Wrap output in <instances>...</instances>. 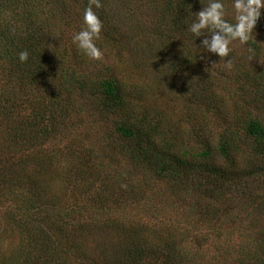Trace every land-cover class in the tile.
Here are the masks:
<instances>
[{
  "label": "trees",
  "instance_id": "trees-1",
  "mask_svg": "<svg viewBox=\"0 0 264 264\" xmlns=\"http://www.w3.org/2000/svg\"><path fill=\"white\" fill-rule=\"evenodd\" d=\"M72 1L80 3L83 11L89 3V0H0V81H12L11 92L0 93V200L9 203L17 200L8 209L0 211V264H264V207H257L262 214L260 218L251 220L258 222L255 229L239 232L237 238L240 237L241 242L229 245L234 240L230 235L226 236V245L217 250L221 254L204 257L208 251L207 239L202 242L198 236H193L196 243L190 241L191 235L195 234L187 228L174 231L161 220L165 229H155L144 219L131 216L130 212L110 215L108 204L104 203L99 206L104 219L84 221L82 219L89 218L90 214L81 206L69 209L59 200L61 194V197H56L49 191L46 195L54 184H60L63 194L68 187L64 182L52 179L57 177L54 168L46 155L38 154L37 148L48 135L58 133L66 138L65 126L73 124L72 119L78 120L77 112L72 110L76 103L74 91L80 89L94 92L89 100L93 109L102 116L122 111L121 116L112 121L113 128L109 129L119 143L109 141L108 146L128 162L124 170L128 172L129 167L134 170L139 167L141 171L153 174L156 182L166 181L177 194L179 192L191 199V204L200 214L211 211L210 206L198 203L202 200L219 202L224 206L222 210L227 211L233 208L225 204L231 196H239L243 207L245 202H254L255 188L264 192L263 115L248 111L237 125L235 122L227 127H218L216 136L213 135L217 128L206 136V128L202 124L189 140H184L180 133L178 138H167L157 124L148 120L145 107L135 109L130 105L132 94L144 95L145 92L130 90L125 80L110 73L100 76L87 71L80 77L75 75L71 65L74 63L71 57L75 53L66 47L65 52H60L62 40H58L61 38H57L50 21L40 17L49 4L62 16L71 15ZM139 1L101 0L100 9L95 10L93 6L102 21L104 38L105 34L108 36L112 32L110 41L121 42L113 37L121 29L119 13L109 6L114 3L116 9L120 2L127 6V2ZM142 1L152 3L161 20L168 15L181 18L186 30L190 22H185V19L193 17V13L209 3V0H164L163 6L157 9L154 6L156 0ZM223 3L224 19L234 23V15L229 12L233 0H223ZM106 7L112 10L111 14L105 12ZM145 11L143 8L139 13L142 15ZM189 33L191 42L198 44L200 38ZM204 34H208L207 30ZM251 42L249 40L248 43ZM22 50L29 52L28 60L23 63L18 59ZM173 58V62L171 59L167 63L174 68L180 67L185 73L190 71V64L184 56L175 55ZM196 60L191 76L200 75V60ZM67 77L70 79L66 81L78 84L68 89L56 83V91L53 94L47 92L52 82L64 81ZM257 92L264 106V86L257 88ZM46 96L52 97L50 102L45 101H48ZM207 96L209 93L206 98L212 104L211 97ZM78 127L74 129V135L82 133V128ZM121 167L117 163V168ZM78 174L81 175L79 171ZM99 174L107 179V175ZM123 174H116L117 181L124 179ZM82 181L85 184V180L70 182L71 190L65 195L78 193ZM120 192L124 200L118 199L119 205L123 203L133 207L145 198V191L139 187ZM161 215L158 212V216ZM206 221L212 223V218H206ZM209 227L216 235L220 234L214 226ZM164 230L168 233L160 235ZM86 234L93 239L95 253L84 248L88 240L80 242ZM189 249L194 250V255H202L191 257Z\"/></svg>",
  "mask_w": 264,
  "mask_h": 264
},
{
  "label": "rangeland",
  "instance_id": "rangeland-1",
  "mask_svg": "<svg viewBox=\"0 0 264 264\" xmlns=\"http://www.w3.org/2000/svg\"><path fill=\"white\" fill-rule=\"evenodd\" d=\"M145 2L149 1L140 0L132 4L127 2V6L120 2L116 9L114 3L109 6L119 13L117 14L121 29H118L113 37L121 42L112 43L110 37L113 33L110 32L108 36L105 34L104 38L102 34L104 30H101L100 41H94L102 52L100 59L86 56L73 44V36L85 26L84 11L80 3L72 1L69 6L73 14L67 16H62L49 4L42 10L40 17L47 18L52 24V29L56 31L57 38H61L58 40V42L62 40L60 52H65L66 47V50H72L75 53L74 57H71V61L74 62L71 65L77 77L87 71L100 76L110 73L125 80L130 90L134 88L136 92H145L144 95L132 94L130 105H133L135 109L145 107L148 120L157 124V128L162 129V134L167 138L169 136L178 138L177 134L180 133L184 140H189L202 124L206 128V136H210L217 128L213 135L216 136L218 127H227L235 122L237 125L248 111L251 114L264 116L262 99L257 92V88L264 86V10L263 16H260L254 27L253 37L250 38L252 42L242 45L239 41H233L229 56L219 58L215 54L194 46V41L191 42V35L183 26L184 22L181 18L168 15L165 20H161L160 13L153 9V4ZM163 3L164 0H156L154 6L159 9ZM109 7L105 10L108 15L112 13ZM143 8L146 11L141 15L139 10ZM229 12L235 16L233 7ZM122 15L124 18L121 17ZM194 19L193 15L185 19V22L191 23ZM202 37H199L200 41ZM199 45L200 42L198 41V44L196 42V46ZM249 47L254 49L253 53H249ZM175 55L184 56L188 60L190 64L188 68L191 72L185 73L180 67L174 68V65L167 63L171 59L173 62ZM196 59L200 60L198 64L199 67L201 66V71L198 70L200 75L191 76L192 72L194 73L193 64L197 61ZM227 60L232 61L231 68L225 66ZM246 72H248L247 75ZM67 79L70 77L64 81L52 82L47 87V92L53 94L56 91V83L68 89L78 84L74 81H66ZM11 83L12 81H0V93L11 92ZM89 91L90 89L74 91L76 103L72 111L77 112L78 120L72 119L70 121L74 123L65 126L64 131L69 136L64 138L65 136L62 137L58 133L48 135L39 145L40 148H37L38 154L41 152L42 156L46 155L54 168L57 177L52 179L55 182L56 180L64 182L68 187L63 194L60 184H54L53 189L51 187V190L46 191V195H49V191H52L56 197L62 195L59 200L69 209L81 206L86 213L90 214L89 218L82 219L84 221L104 219L105 216L99 209V206H102L101 203H104V205L108 204L110 215L130 212L131 216L138 220L144 219L155 229H165L161 220L166 222L169 228L173 227L174 231L187 228L195 234L191 235L190 241L196 243L193 236H198L202 242L207 239L205 243L209 245L204 257L221 254L217 250H222V247L226 245L224 242L226 236L230 235L234 240L230 241L229 245L234 242L237 244L241 242L240 237L237 238L241 230L255 229L258 222L254 223L251 220L260 218L262 213L258 212L257 207H264V192L258 187L255 188L256 198L252 204L245 202L241 207L239 196H231L225 204H230L234 209L227 211L222 210L224 206L219 202L202 200L198 202L200 205L211 207L209 213L202 215L196 210V206L191 204V199L179 192L177 194V191L171 189L172 185L167 184L166 181L156 182L153 174L148 171L143 172L139 167L135 170L129 167V171L126 172L124 168L128 162L117 154L113 147L108 146L109 141L119 143L111 136L109 129L113 128L112 121L115 117H120L122 111L109 112L108 115L102 116L91 106L89 99H92L94 92ZM207 93L211 97L212 104L206 98ZM46 99H48V101L45 100L46 102H50L52 97L46 96ZM157 110L159 111L155 113ZM77 124L82 127L79 125L78 127ZM76 127L82 128V133L77 132L74 135ZM1 142L0 138V144ZM117 163L122 167L118 169ZM102 164L103 166L100 167ZM78 171L81 175H77ZM117 172L124 173V179L117 181ZM99 173L107 175V179L102 178ZM79 180H85V184L82 181L79 187L82 195H79V192L72 196L70 192L65 195L66 191L71 190L69 183L79 182ZM133 187H139L145 191L144 200L133 207L123 203L119 205L118 199L122 202L124 200L120 191L126 192ZM80 188L83 189L80 190ZM253 191L254 188H252ZM16 201L9 203L0 200V211L8 209L10 204ZM158 212L162 214L161 217L158 216ZM206 218H212V223H207ZM209 226L217 228L220 234L216 235ZM166 233L168 231L164 230L160 235ZM82 237L81 243L88 240V245L84 243V248L95 253L93 239L88 234ZM185 241L189 240L185 239ZM189 250L191 257L202 255V253L194 255V250Z\"/></svg>",
  "mask_w": 264,
  "mask_h": 264
},
{
  "label": "clouds",
  "instance_id": "clouds-1",
  "mask_svg": "<svg viewBox=\"0 0 264 264\" xmlns=\"http://www.w3.org/2000/svg\"><path fill=\"white\" fill-rule=\"evenodd\" d=\"M102 7L101 0H89L83 12L84 27L73 36V44L78 50L92 59H100L101 50L94 43L99 39L103 27L97 13L93 10ZM232 7L235 11V22L229 23L224 19L225 5L223 0H209L207 6L196 13L195 19L188 25L187 31L191 32L195 38L203 35L197 49H202L208 53L215 54L219 58L228 57L231 52L230 45L233 41L240 44H248L253 37V30L261 16V9H264V0H233ZM207 30V35L204 34ZM14 31V30H13ZM249 53H253L252 47L248 48ZM201 52V51H199ZM198 52V53H199ZM29 58V52L22 50L18 53L21 63ZM227 68L232 67V61L227 60Z\"/></svg>",
  "mask_w": 264,
  "mask_h": 264
}]
</instances>
